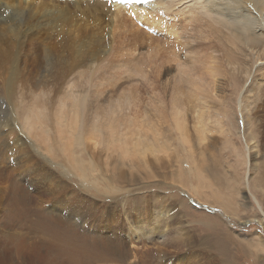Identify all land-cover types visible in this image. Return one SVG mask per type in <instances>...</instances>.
Wrapping results in <instances>:
<instances>
[{"label": "rangeland", "instance_id": "rangeland-1", "mask_svg": "<svg viewBox=\"0 0 264 264\" xmlns=\"http://www.w3.org/2000/svg\"><path fill=\"white\" fill-rule=\"evenodd\" d=\"M82 8L87 10L84 6ZM131 19L136 21L135 17ZM43 21L46 23V19ZM105 21L110 24V17L107 21L106 16ZM138 24L135 25L141 28ZM143 31L140 35L142 38L137 37L140 42L135 46L129 44L128 37H123L124 49L121 54L119 40L116 38L113 42L110 38V41L111 33L107 27L101 43L104 49L97 55L90 51L91 44L85 41L84 46L80 45L77 49L74 45L72 49L70 43L73 36L68 34L52 36L60 39L62 44L65 42L60 47H66L63 53L57 45L60 42L58 40L51 41L50 50L52 58L63 59L66 70L75 68L77 71L82 69L84 72L98 73L94 78L106 84L108 99L110 96L119 99L122 89L127 86L124 91L130 92L125 94L130 102L128 105L126 101L122 102L118 119L122 118L120 122H123L124 117H129L143 127L139 141L145 144L143 148L150 149L145 152L134 149L128 152L113 151L107 147L101 150L90 139H84L86 151L76 154L83 157L85 162L70 163L68 157L72 151L63 150L60 134L53 127L52 118L55 115L51 111L68 93V84L58 80L52 81L53 85L51 82L47 85V97L44 95L42 102L45 105H41L45 113H50L47 121L50 137L59 142L51 148L54 152H48L39 130L31 131L26 127L27 112H23L26 104L19 103L21 96L39 93L24 80L29 73L23 66V58L27 57L30 61L33 55L29 54L31 52L24 55L23 50L17 68L19 76L11 89L3 85L4 72L0 69V137L4 138L2 132H6L3 130L6 126L3 128L2 125L7 123L10 128L9 139L28 152L27 163L35 166V172L34 168L29 169L32 174L29 180H22L29 186L27 188L23 184L29 195L30 218L35 220L40 214L48 216L42 211L49 210L68 220V225L76 231L93 235L92 241L97 242L60 246L32 225L28 233L18 224L11 226L6 223L10 186L15 181H21L11 180L14 176L19 178L22 170L19 163L12 161L13 150L8 152L4 163H0V264H71L69 254L72 251L89 257H97L100 256L97 252H104L103 256L107 260L97 259L93 264H264V74L255 72L259 82L252 85L248 101L242 99L247 103L242 116V129L239 127L241 116L237 101L238 94L244 91L243 81L236 78L232 85L220 84L217 86V99L208 98L205 102L181 82L177 104L182 103L186 109L187 134L191 144L190 149L182 147L172 114L171 93L174 94L172 91L176 86L172 88L169 82H165L173 77L177 68L174 54L169 49L176 40L170 37L169 43L165 40L163 43H168V47L160 42L162 39L158 35L147 29ZM117 33L121 31L117 30ZM155 37L161 40H155ZM225 38V44L229 43L230 40ZM189 43L195 45V42ZM157 44L165 48L161 52L164 57L151 54L147 58H158L151 60V63L154 62L155 67L160 64L156 69L160 76L155 72L154 76L157 77L154 78L150 69L144 78L147 81L154 78L155 82L161 78V81L165 80L164 86L162 82L158 84L153 80V83L149 81L146 84V80L138 74H133L134 79L131 77L127 80L123 72L117 75L115 70L116 76H111L114 71L110 69L111 66L126 63L130 57L145 56L148 48L151 49L149 46ZM134 47L137 49L134 50ZM141 51H145V54ZM165 51L168 56L164 54ZM208 51L215 56H212L213 59H221L219 61L217 58L218 66L226 69L224 61L228 56H222L220 50ZM181 52L178 50L174 53L181 58ZM245 53L244 49L240 53L234 52L233 59L244 65ZM181 60L184 62L183 55ZM29 68L30 74H33L35 68ZM103 69L106 71H100ZM62 72L57 75H67V72ZM58 76H54L55 79ZM20 80L25 81V86L19 85ZM74 89L77 91V88ZM49 90L51 95L50 92L47 94ZM92 91L89 87L83 89V95H87L85 101H89H86L87 106L91 104L88 113L93 118L92 106L95 101L93 97L90 98ZM108 101L101 102L99 108L109 112ZM199 109L205 114L203 126L206 136L202 139L195 134V127L198 126L195 116ZM106 117H102V122H105ZM40 121L45 124L43 120ZM148 125L151 127L148 128ZM100 133L108 139H116L115 136L109 137L104 127ZM127 142L131 140L127 138ZM90 157L94 161L91 164ZM92 165L96 170L93 171ZM43 169L49 170L51 176L44 178ZM59 201L62 203L58 204ZM26 236L28 244L24 249L22 242Z\"/></svg>", "mask_w": 264, "mask_h": 264}, {"label": "bare ground", "instance_id": "bare-ground-1", "mask_svg": "<svg viewBox=\"0 0 264 264\" xmlns=\"http://www.w3.org/2000/svg\"><path fill=\"white\" fill-rule=\"evenodd\" d=\"M64 2L60 0H0V69L4 72V77L2 76V81L4 80L3 85L9 89L13 88L16 77L19 76L17 68L23 50L25 51L24 55L31 52L29 54H32L33 58H31V60L29 59L30 61H28L27 57H25V59L23 58V66L29 73L27 74V78L23 79L30 83L31 88L39 90V93L35 94V96L32 94L21 96L19 103L26 104L24 106L25 111H23L27 112L25 115L26 127L31 131L33 129L39 130L48 152H54L51 148L57 146L59 142L55 138L50 137L51 133L47 126L50 113L44 112L42 107L45 104L42 105V102L43 96L46 95L45 90L47 85H49L50 82L53 85L54 82L52 81L56 80L62 82V84L63 82L64 84H68V87L66 86V88H68V93L64 94V96H66L65 99L59 100L57 103L58 106L51 111L55 115V117L51 118L54 120V122L52 120L53 127H56V130L60 134V143L62 144L63 150L66 151V149H69V151H72V155L68 157L70 163L80 164L85 162L83 157L76 154L79 151L80 153L86 151L84 148V139H90L94 142V146L97 145L98 149L101 150H104L105 147L113 151L123 150L125 152L131 149L136 151L144 150V152L150 150L147 147L143 148L142 146H145V144L139 141L142 135V126L138 125L137 122L129 117H124L123 122H120L122 118L118 119V115L122 110V102L126 101V105L130 102V98L125 96V94H129L130 92L124 91L127 90V86L122 89L123 91L119 95V99L112 98L111 96L108 99L105 90L106 84L94 78V75H99L98 73L90 71L84 72L82 69L77 71L75 68H67L66 70V65L62 62L63 59L60 61V59L52 58V52L50 50L51 41L58 40L57 38H53V35L68 34L73 36V44L70 43L71 48L76 45L75 47L78 49V46H84L85 41L91 44L90 51L97 55L99 51L104 49L101 43L103 41V32L107 27L111 33L109 39L112 38L113 42L116 38L119 40L118 49H120L121 54V51L124 49L122 43L123 37H128L127 39H129V44L131 46H135L140 42L137 37L142 38L140 35H142L144 31L137 27L135 25L136 23H140L142 26L146 25V28L149 27L147 30L158 35L159 38L162 39L160 42L165 46L169 47L168 43L171 40H169V37L176 40L169 49L174 54L177 68L175 69L173 77L164 81L166 83L169 82L172 88L176 86L172 91L174 94L171 93L172 114L176 129L178 130L179 142L182 147L186 146L189 148L191 144L187 134L186 109L182 103L177 104L181 82L189 86L190 92L195 93L198 98H201L200 100L205 102L208 98L210 100L217 99V86L220 84L232 85L235 83L234 80L236 78L243 81L244 91L242 94H238L237 101L239 103V114L241 116V123L239 119L238 123H240V129H242L244 125L242 116L247 109V103L242 101V99L248 101L252 85L259 82L258 78L255 77V72L259 71L264 74V0H155L152 3L132 7H111L107 3L93 0L84 3H82V1L76 2V10L69 7ZM83 6L87 10H84L82 8ZM132 12L134 13L136 21L132 20L130 17ZM108 15L111 20L110 24L105 21V17ZM44 19H46V23H43ZM42 30L44 32H42ZM117 30H120L121 33H117ZM225 36L230 40L227 44H225ZM159 38L155 37L154 39L161 40ZM64 39L66 41L67 37ZM86 39H88V41H86ZM112 40L110 39V41ZM165 40H167L168 43L164 44L163 42ZM58 41L60 42H58L57 45H59L60 48L65 42L62 44L60 39ZM53 42L56 44L55 41ZM189 42H195V45ZM67 44H69V42ZM161 46L158 44L149 46L151 49L148 48L147 55H137V58H128L126 63L114 64L110 67V69L114 70L113 74L111 72V76H116V70L117 75L123 72L124 79H131V77L133 78V74H138V76L145 81L147 78L144 77H147V73H149L151 69V75L154 78L157 76L159 77L160 72L156 71V69L160 64L155 67L154 62L151 63V60L158 58L150 56L148 59L147 56L151 54H157L159 57L162 56L163 53L161 52H163L165 48ZM65 48L66 47L60 48L61 53H63ZM135 48L136 47H134V50ZM208 49H210V51L220 50L222 51V56H228L224 61L226 69H222L218 66V60H222L218 57L213 59L215 56L212 55V52H209ZM242 49L246 51L244 65L235 61L232 55L234 52L240 53ZM174 50L182 51L180 53L181 58H178V52L175 54ZM166 51L164 54L167 53L168 56V52ZM117 52H119V50H117ZM143 52L145 51H141V53ZM115 54L117 53L115 52ZM182 55L184 56V62L181 60ZM258 64L262 65L257 66ZM30 66L33 67V70L35 68L33 74H30ZM62 69L67 72L66 76H61L62 74L60 76L57 75L62 72ZM100 71L105 72L106 70L103 69ZM155 72H158L156 77L154 76ZM54 76H58V78L55 79ZM154 78H151L149 81H152ZM160 79L157 78L158 82H155V79L153 81L158 84L162 82L161 84L164 86V81ZM24 80H20L21 83L19 85L21 87L25 86ZM149 81L146 80V84L147 82L149 83ZM84 87H89L91 91L94 88V92L92 91L90 93L91 97L88 96L90 98L93 97L95 101V104L92 106L94 109L92 111L94 112L93 118L92 114L90 117L88 113L90 112L89 108L91 104L87 106V100L85 101L87 95L85 91L83 95ZM74 88H77V91ZM62 89L64 90V87ZM63 90L62 92H65ZM40 92L43 94L40 95ZM47 92V94H49L50 90ZM51 94L50 92V95ZM47 99L48 98H46V100ZM67 99H69V101H67ZM107 100H109V112L104 108H99L102 104L101 102ZM200 100L199 102H201ZM27 102H32L33 105H29ZM104 116H107L105 119L107 124L102 122V117ZM40 119L43 120L45 124H43ZM195 120L198 124V126L195 127L196 131L194 129L195 134L198 135L199 139H202L206 136L203 126L205 114L202 109L196 114ZM2 126L3 128L6 126L7 129H3L6 130L4 133L1 131L4 138L0 137V163L1 161L4 163V159H7L8 152L14 150L15 152L13 151L12 155L10 154L11 157L13 156L12 161L19 163L21 166L20 169H22L20 174L18 173L19 178L16 176H14L13 179L11 178V180L21 181H15L13 185L10 186V196L8 197L9 209L6 215L4 214L6 223L11 226L18 224L20 227L28 230V233L30 231V225H32L36 230L43 232L60 246L78 245L80 242L92 241L91 238H94L93 235L90 236L88 232V234H84L83 232L76 231L68 225V220L64 219L59 214L51 213L49 210L42 211L48 213V216L40 214L35 220L30 218L32 211L29 207L28 191L25 188V186L27 188L29 186L27 183H22V180H29V177L32 175H30L31 172H29V169L33 170L34 168L33 172H35V166H31L27 163L29 159L28 152L16 144L14 140L11 141L9 139L10 128H8V124L5 123ZM103 127L107 129V135L109 137L112 138L115 136L116 139H108L102 136L100 132ZM150 127L151 125H148V128ZM96 135H98L99 138H97ZM127 138H129L131 142H127ZM199 144L201 143L199 142ZM72 148L74 149L72 150ZM163 148L164 146L161 149ZM93 162V159L90 157L89 164ZM92 169L93 171L96 170L93 165ZM0 170L2 172V168ZM43 170L45 175L43 176L44 178L51 176L49 170ZM15 173L14 169V174ZM61 203L60 201L58 202V204ZM27 236L24 242H22L24 249L28 244ZM92 242L97 243L96 241ZM86 253L88 254L89 250L86 251ZM97 253L100 256L89 257L73 253L72 251V253L69 254V260L71 264H93L97 259L103 261L107 260V258L103 256L105 254L104 252ZM108 254L110 253L108 252Z\"/></svg>", "mask_w": 264, "mask_h": 264}, {"label": "snow or ice", "instance_id": "snow-or-ice-1", "mask_svg": "<svg viewBox=\"0 0 264 264\" xmlns=\"http://www.w3.org/2000/svg\"><path fill=\"white\" fill-rule=\"evenodd\" d=\"M122 2H129V0H122ZM140 2H147V0H140Z\"/></svg>", "mask_w": 264, "mask_h": 264}]
</instances>
